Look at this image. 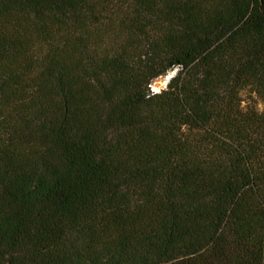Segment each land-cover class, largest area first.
I'll return each instance as SVG.
<instances>
[{
    "label": "trees",
    "instance_id": "obj_1",
    "mask_svg": "<svg viewBox=\"0 0 264 264\" xmlns=\"http://www.w3.org/2000/svg\"><path fill=\"white\" fill-rule=\"evenodd\" d=\"M260 103L264 0H0V264H264Z\"/></svg>",
    "mask_w": 264,
    "mask_h": 264
},
{
    "label": "rangeland",
    "instance_id": "obj_2",
    "mask_svg": "<svg viewBox=\"0 0 264 264\" xmlns=\"http://www.w3.org/2000/svg\"><path fill=\"white\" fill-rule=\"evenodd\" d=\"M168 81H169V77H163V78H160V79H157L154 83H153V89L155 91H160L164 88H166L167 84H168ZM259 108L260 109H264V105L262 103L259 104Z\"/></svg>",
    "mask_w": 264,
    "mask_h": 264
}]
</instances>
